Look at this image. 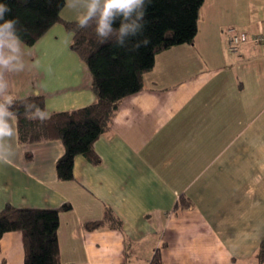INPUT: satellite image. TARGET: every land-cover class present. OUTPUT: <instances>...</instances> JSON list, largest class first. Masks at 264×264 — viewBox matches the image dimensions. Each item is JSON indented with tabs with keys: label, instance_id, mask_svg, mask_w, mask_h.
<instances>
[{
	"label": "crops",
	"instance_id": "1",
	"mask_svg": "<svg viewBox=\"0 0 264 264\" xmlns=\"http://www.w3.org/2000/svg\"><path fill=\"white\" fill-rule=\"evenodd\" d=\"M82 10V9H80ZM77 21V9L61 11ZM264 29V0H205L193 44L158 52L144 87L124 97L94 143L99 161L74 160L61 180V139L23 143L0 161V211L55 208L68 264H259L264 236V45L227 48L228 29ZM56 22L33 45L31 67L7 75L19 96L41 95L52 114L96 100L93 76ZM27 154H31L28 156ZM189 203L188 205H186ZM110 209L120 227L102 220ZM22 232L0 238V264H24Z\"/></svg>",
	"mask_w": 264,
	"mask_h": 264
},
{
	"label": "trees",
	"instance_id": "2",
	"mask_svg": "<svg viewBox=\"0 0 264 264\" xmlns=\"http://www.w3.org/2000/svg\"><path fill=\"white\" fill-rule=\"evenodd\" d=\"M26 29L21 28L25 43L33 45L56 22H62L73 32L72 48L86 61L92 76V89L96 100L84 107L68 111H56L48 120H29L18 116V137L23 143L47 139H61L65 152L57 160L56 168L61 180L74 177V160L84 155L92 162L99 161L94 150L95 141L110 128L120 101L144 87V73L154 67L158 52L178 44H193L198 31V17L205 0H154L148 6L143 35L151 43L136 51L127 49L141 34L125 38L124 47L115 44V35L109 43L101 44L92 27L80 28L77 21H64L61 11L65 0H9ZM119 20L114 21L118 27ZM42 101L43 95H30ZM22 101L12 105L21 112ZM31 156V154H27ZM187 203L186 205H188ZM65 202L55 208L16 207L6 204L0 211V238L5 232L19 230L24 244V264H68L60 254L58 241L59 213L71 208ZM106 222L120 227L121 222L107 209L102 220L90 221L87 230H95ZM259 264H264V236L257 251ZM151 264H161L157 250Z\"/></svg>",
	"mask_w": 264,
	"mask_h": 264
},
{
	"label": "clouds",
	"instance_id": "3",
	"mask_svg": "<svg viewBox=\"0 0 264 264\" xmlns=\"http://www.w3.org/2000/svg\"><path fill=\"white\" fill-rule=\"evenodd\" d=\"M27 2V0H21ZM67 6L77 9V23L80 28L92 27L99 43H109L115 35V44L126 45L125 38L141 34L127 50L136 51L141 46L151 43L150 37L143 35L147 21V8L154 0H65ZM82 9V10H80ZM119 20L118 27L114 21ZM21 28L26 29L20 17L13 12L9 0H0V161L11 162L15 155V147L9 138L16 135L15 123L18 116L29 120H48L51 113L42 101L30 95L19 96L8 73H24L31 65ZM43 94L42 92L40 93ZM17 99L22 101L23 111L14 109L12 105Z\"/></svg>",
	"mask_w": 264,
	"mask_h": 264
},
{
	"label": "built area",
	"instance_id": "4",
	"mask_svg": "<svg viewBox=\"0 0 264 264\" xmlns=\"http://www.w3.org/2000/svg\"><path fill=\"white\" fill-rule=\"evenodd\" d=\"M248 42L264 45V29H260L256 33H249L235 28L228 29L227 48L230 52L239 51L240 47Z\"/></svg>",
	"mask_w": 264,
	"mask_h": 264
},
{
	"label": "rangeland",
	"instance_id": "5",
	"mask_svg": "<svg viewBox=\"0 0 264 264\" xmlns=\"http://www.w3.org/2000/svg\"><path fill=\"white\" fill-rule=\"evenodd\" d=\"M240 30V29H239Z\"/></svg>",
	"mask_w": 264,
	"mask_h": 264
}]
</instances>
